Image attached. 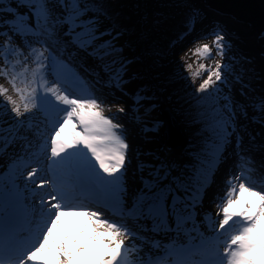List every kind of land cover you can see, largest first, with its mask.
<instances>
[{"label":"snow or ice","instance_id":"snow-or-ice-1","mask_svg":"<svg viewBox=\"0 0 264 264\" xmlns=\"http://www.w3.org/2000/svg\"><path fill=\"white\" fill-rule=\"evenodd\" d=\"M18 7L29 12L19 14L9 8L12 18L0 22L8 29L0 32L5 37L0 43V60L4 61L0 76L11 85L10 89L0 84V104L4 106L0 110L12 116L11 123L0 124V150L23 140L32 161L37 165L43 161V166L26 173L34 185V199L39 196V203L26 210L35 225L31 239H25L16 228L18 210L11 203L6 209L5 186L0 182V264H264V178L253 179L245 157L224 183L214 214L218 219L212 214L208 217L213 240L170 248L149 242L150 233L179 235L189 225L196 229L194 213L210 173L222 157L223 147L237 134L239 105L221 87L230 66L200 62L212 56L213 47L204 43L192 51L197 57L195 71L192 64L185 65L193 83L207 72L195 89L204 94L197 98L202 102L200 119L208 134L206 160L187 173L171 166L154 168L148 178H142L143 187L128 208L123 203L122 180L129 145L122 125L105 115L100 98L78 73L50 52L45 55L53 41L66 37L77 49L103 58L112 45L102 40L100 7L92 0H19ZM16 36L24 47L14 43ZM223 41L217 31L213 43L220 56L225 54ZM256 106L264 119V98ZM124 111L118 108V112ZM32 139L37 140L35 146ZM33 147L35 151H31ZM46 186V193L37 191ZM101 190L108 193L106 201L116 209L107 217L92 210L99 204L87 202L99 198ZM129 219L150 222L151 228L134 229ZM140 231L146 233L143 239Z\"/></svg>","mask_w":264,"mask_h":264},{"label":"rangeland","instance_id":"rangeland-1","mask_svg":"<svg viewBox=\"0 0 264 264\" xmlns=\"http://www.w3.org/2000/svg\"><path fill=\"white\" fill-rule=\"evenodd\" d=\"M6 0H2L0 6V22L3 21L5 16H9L8 19H11V13L7 10L9 8L15 9L19 14L28 13L29 10L26 7H18L19 0H12L9 3L5 4ZM144 6H146L144 4ZM155 5L153 0H149V10L154 9ZM122 17V16H121ZM101 31L104 33L102 40L108 41L112 45V48L109 49L107 54H103V58H100L103 63V67L97 68L95 63L97 57L89 55L88 53L77 49L71 43L67 42V38H63L62 41L56 42L53 41L51 46L59 45L60 43L66 44L69 48V52L74 55L76 61L81 62V65L77 64H68V60L63 59V61L69 65V67L79 76H82L84 79H90L91 82L95 85V94L100 98L101 104L104 106V113L107 116L113 118V120L122 125V131L126 137L127 143L129 145L126 153V164L123 170V203L126 207L130 208L139 192L143 187L142 178H148V173L154 168H160L161 165L167 167L171 166L177 172H190L194 167H199L200 162L205 161L206 157L204 155L205 145L208 140V134L205 131L204 124L196 129L197 138L199 142L194 144V147L188 142V145L185 148H171L167 144L160 147L159 137L164 133L165 123L164 118L161 114V101H164L163 105H170L167 102L166 98L162 100L155 99L153 94L150 92H183L186 93V96L194 109V113L198 112L200 117L201 111V101L198 100V95L195 89L198 88L199 84L204 78L207 77V72L203 73L201 77L195 80V83L192 82V78L189 75V70L186 69V64H192L195 71L197 68V57L192 55V51L199 45L208 43L213 47L212 56L207 59H202L200 62L205 63L211 67H215L214 61H219L221 63L228 64L230 70L227 74L226 84L221 85L223 89V94L230 95L232 100L241 102V95L247 94L246 87L240 85L239 82L245 83V80L242 77L240 72V67L234 61V57L230 55L229 51L236 52L233 50H241L242 54L246 58H250V52H254L251 47L254 39L249 41L250 36L246 29L240 28L233 25H221L219 29L220 33L224 36V41L228 52H225L223 56L217 55L216 47L213 43L215 39V33L217 32L215 27L208 33V37L200 39L198 36H191L188 41H185L181 46L180 50L173 52L171 57H165L167 59L161 58L158 50H153L152 47H148L150 52L145 55V60L153 64L151 69L150 80L146 89L141 88V81L138 78H141V74L138 72L136 63V57L129 52L131 45L126 41L121 43H114L113 36L108 33L103 27H100ZM127 30V29H126ZM8 29L0 23V32H6ZM155 31H152L151 42H145V44H154L156 43ZM9 35L11 33L9 32ZM194 35V34H193ZM129 35H125L124 38ZM193 37V38H192ZM5 37L0 36V43L4 41ZM144 40V37H143ZM201 40V41H198ZM245 40L247 42H245ZM195 41V42H194ZM199 43L197 45V42ZM193 42V43H192ZM245 42V45L243 44ZM14 43L19 44L21 47H24V43L21 40L20 36L14 38ZM35 43L36 47H40L39 43ZM99 43V41H98ZM187 43V44H186ZM50 46V47H51ZM102 47L107 48V44H102ZM230 46V47H229ZM251 46V47H250ZM50 47L45 55L53 52ZM25 51L27 49L25 48ZM60 58L59 54H56ZM68 55V54H67ZM4 63L3 60H0V65ZM85 71L83 70V68ZM117 72L120 74V78H117V75L114 73ZM153 72V73H152ZM152 74V76H151ZM167 77V83L163 81V78ZM52 79L51 76L48 79ZM125 81L127 84L128 92L122 81ZM88 81V80H87ZM121 81V82H120ZM237 83L236 86L231 87V84ZM234 82V83H233ZM90 84V81H88ZM0 84H4L6 87L11 89V85L8 81L0 76ZM219 84V82H218ZM145 86V85H144ZM210 91V90H209ZM141 92V94H139ZM10 95L14 97L16 94L12 91L9 92ZM183 94L181 95L183 97ZM184 98V97H183ZM180 106L181 110L188 114V105L182 100L178 95L174 97ZM3 104H0V109H3ZM123 107L125 111L123 113L118 112V108ZM177 116V115H176ZM12 116L7 115V119L4 120V123H11ZM132 126L135 131L133 133L126 130L125 126ZM247 125V123L245 124ZM125 128V129H124ZM188 131V130H187ZM137 133H140L137 136ZM145 136H142L143 134ZM29 138H32V134L29 133ZM241 139V142L248 145L246 149L242 150L243 154L233 151V147L222 150V157L217 160L216 164L213 167V170L209 176V183L204 190L203 197L199 204L197 205L194 213V221L197 225L196 229L193 230L191 225H189L185 230L186 233L190 235H183L181 238L171 239L169 233L165 232L160 234H148L152 240L156 243L163 246V248H170L174 244L185 245L189 241V244H195L201 239H207L209 241L214 239V233L211 227V221L208 219L209 215L212 214L214 219H218L214 214L218 211L217 205L220 203L218 197L223 194L222 190L224 188V183L228 179L229 175L235 174L237 171V165L240 164L241 157H245L250 161V166L252 167L253 179L264 178V126H261V129L256 132L249 133L242 126L239 127L237 134ZM237 139V137H236ZM24 141H18L12 145H8L7 148L0 150V164H3L0 167V182L4 184L5 192V207L8 208L11 203L13 206H17V200L20 195H24L26 198L20 203L23 209H30L33 206V203H39V196L33 197V188L34 185L31 180L26 178L27 171H30L32 167H41L43 166V161L41 165H37L31 159V152L26 150L24 147ZM32 143L35 146L37 140L32 139ZM137 144V146L134 145ZM141 146V147H139ZM2 147V146H0ZM35 147L31 151H35ZM12 152V153H10ZM21 158H24L21 160ZM27 163L28 167L23 165ZM33 165V166H32ZM23 174V175H22ZM40 175H43L42 173ZM14 181L15 187H12V182ZM49 189L40 191L37 190L40 194H44ZM103 191V190H102ZM103 202L104 207L107 213H103L104 216H109L111 204L107 203L106 197L108 193L104 192ZM93 210V209H92ZM26 223L27 227H30V233L33 236L35 231V225L32 221V214L26 211ZM38 219V217H37ZM128 223L134 229H145L151 228V223L134 221L129 219ZM188 229V230H187ZM173 233V232H171ZM145 231L138 232V235L141 239L145 236ZM174 235V233H173ZM187 241V242H186ZM127 243V241H126ZM137 244H140V241H136ZM147 251L146 246L141 245ZM159 255H163L162 250H156ZM199 259V258H198Z\"/></svg>","mask_w":264,"mask_h":264},{"label":"trees","instance_id":"trees-1","mask_svg":"<svg viewBox=\"0 0 264 264\" xmlns=\"http://www.w3.org/2000/svg\"><path fill=\"white\" fill-rule=\"evenodd\" d=\"M10 1L12 0H6L5 4ZM92 2L97 4L102 12L100 27H103L113 36L114 43L119 44L123 41H129L131 45L129 52L138 61L136 67L141 74V78L138 79L141 81L142 89L147 88L150 80V68L153 67V64L149 61L147 62L144 58L150 52L148 47L158 50L163 61V59H167L165 57H171L170 54L179 51L180 46L185 41H188L191 36L198 35L201 40L208 37L209 31L213 27L217 29L216 31H219L221 25H233L246 29L250 36L249 41L254 39L252 47L250 46L254 49V52H250V58H246L241 50L236 49L233 50L236 52H232L225 48V52L229 51L240 67L245 83L239 82V84L246 87L247 93L241 95V102H236L239 105L236 116L237 134L241 126L249 133L259 131L261 126H264V119L261 118L260 110L256 106L257 102L264 98V0H153L155 8L151 9V12L149 10V0H92ZM1 6L0 8L3 11ZM5 18H9V16L7 15ZM153 30L156 32L154 35L156 43L145 44V42H151L149 37H151ZM125 35L129 36L124 38ZM245 42L247 41L245 40ZM245 42H243L244 45ZM61 46L66 53L69 52L66 44H61ZM94 55L97 57L95 66L97 68L103 67L100 57L96 54ZM116 73L114 75L118 74ZM121 77L120 74L117 75L120 80ZM167 80H169L167 77L163 78L166 83ZM121 83L124 84L127 93L131 94V92H128L125 81L123 80ZM237 83L238 81L230 86L234 87ZM150 93L153 94L155 99H167V102L177 115L179 123L186 127L190 144L194 147V144L199 142L196 129L202 126V121L198 112L194 113L186 93ZM182 94L184 98L181 96ZM176 95L187 103L188 114L181 110L174 99ZM8 114V112L0 110V124L4 123ZM246 123L247 125H245ZM237 134L230 138L229 143L223 147V151L233 147L234 152L243 154L241 151L249 147L244 142H241L243 138ZM186 232L185 230L184 233ZM160 233H164V236H166L165 232L157 234ZM167 233H169L167 235L171 239H178L185 235L184 233L179 235L175 232H173L174 235L171 232Z\"/></svg>","mask_w":264,"mask_h":264},{"label":"water","instance_id":"water-1","mask_svg":"<svg viewBox=\"0 0 264 264\" xmlns=\"http://www.w3.org/2000/svg\"><path fill=\"white\" fill-rule=\"evenodd\" d=\"M164 118V133L159 137L160 147L167 144L171 148H185L189 142L186 127L179 123V119L170 105H161Z\"/></svg>","mask_w":264,"mask_h":264},{"label":"bare ground","instance_id":"bare-ground-1","mask_svg":"<svg viewBox=\"0 0 264 264\" xmlns=\"http://www.w3.org/2000/svg\"><path fill=\"white\" fill-rule=\"evenodd\" d=\"M163 104H164V101L161 102V105H163ZM125 128H126L127 131H129L131 133H133L135 131V129L132 126H129V125L125 126ZM139 135H140V133H137V136H139ZM141 135L145 136L144 133L141 134ZM134 145L137 146V144H135V143H134ZM139 147H141V146H139ZM46 189H49L48 186H46L44 189H40V191L46 190ZM15 207H17V206H15ZM21 212H23V210H20L18 213H21ZM175 241H177V239Z\"/></svg>","mask_w":264,"mask_h":264}]
</instances>
